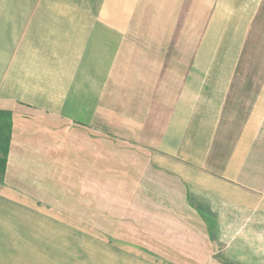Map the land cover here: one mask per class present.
<instances>
[{"label": "crops", "instance_id": "crops-1", "mask_svg": "<svg viewBox=\"0 0 264 264\" xmlns=\"http://www.w3.org/2000/svg\"><path fill=\"white\" fill-rule=\"evenodd\" d=\"M70 1L0 0L1 106L45 112L74 128H90L103 80L111 78L107 82L117 85L120 96L126 84L128 103L116 108L134 114L125 134L117 120L112 125L129 145L139 142L151 149L143 166L150 167L148 176L162 173L147 178L162 181V189L151 191L162 203V227L166 213L172 211L179 226L183 215L192 214L211 248L206 264H264V75L260 83L251 76L260 71L259 58L234 94L264 0H195L208 12L201 40L172 46L169 55L167 46L162 52L133 46L131 52L145 53L137 65L138 57L119 47L117 27L103 30L100 14L78 7L102 0ZM106 20L116 18L109 14ZM149 78L154 91L139 93L135 87ZM87 82L95 84L89 93L96 97L88 107L64 88L82 84L87 92ZM132 85L139 98H148L136 130L131 122L141 110L130 106ZM152 100L162 105L150 106ZM7 187L0 189V264H178L142 243L88 237L85 224ZM87 238L93 241L89 246ZM162 249H173L186 264L196 262L164 241Z\"/></svg>", "mask_w": 264, "mask_h": 264}, {"label": "rangeland", "instance_id": "rangeland-1", "mask_svg": "<svg viewBox=\"0 0 264 264\" xmlns=\"http://www.w3.org/2000/svg\"><path fill=\"white\" fill-rule=\"evenodd\" d=\"M70 2L79 3V0ZM101 3H96V5L79 4L78 7L83 10L88 8L97 15L100 14L103 20L97 22L103 30L116 27L119 29V47L123 48L122 52H125V55L128 52L130 55L135 54L138 57L133 62L134 65L138 64L136 61L140 60L139 56L145 53L131 52L133 46H149L152 50L156 49L161 52L162 46H167L169 55L172 46L198 43L201 40V34L206 25L205 16L208 13L206 5L198 4L195 0H102ZM109 14H112L116 21H107ZM115 14L117 17H114ZM247 41H249L246 48L248 60L246 59L245 69H241L234 94L240 91L241 83L246 80L247 70L251 71L252 61L256 62L258 58L260 59V71L254 75L251 74L256 83H260V78L264 75V54L261 57L259 54V48L263 46L262 41H264V15L263 18L254 22ZM149 79L150 81L145 85L135 87L139 93L154 91L155 87L151 78ZM109 80L111 78L103 80L106 83L101 85L98 98L89 93L94 89L93 82H87V92L81 89L82 84H74V88L71 87V84L64 87L67 96L74 101L84 98L83 104L86 107L93 104L96 98V118L92 120L90 128H74L70 123L66 124L55 115L50 117L45 112L24 110L17 106L12 107V104L3 107L0 104L2 118L18 115L29 116L35 124L48 127L57 134L34 135L30 144L34 145L39 153L45 149L61 148L62 153L67 154L68 149L72 146L79 151V154L89 153L90 150L93 152V156L82 158L80 154L76 158L66 157L65 161L59 159L56 154L51 155L50 175L39 176V178L42 185L47 187L49 194L56 198H65V200L61 203L53 200L50 202L47 201L48 199L41 201L55 207L57 212H64L72 220L85 224L88 237L118 240L117 242L120 243H142L152 249L158 257L170 256L178 264H186L185 260L178 259L169 251L165 252L162 249V241H164L166 244L176 247L186 259L196 261L195 264H206L211 248L206 245L202 229L197 226L198 221L191 219L192 214L183 215V221L181 220V226H179L175 225V219L172 217L174 213L172 211L170 214L166 213L168 220L165 227H162L164 225L162 223V218H164L162 203H159V198L154 197L157 195L151 192L152 189H162V181L147 179L149 176L158 179L162 173L156 170L153 171L154 174L148 176V172L145 170L150 167L148 165V167H144L143 163L148 161V152L151 149L148 146L146 148L149 150L142 149L146 145L139 142H135V147L129 145V139L120 137L114 130L112 123L117 120L116 127L119 130H124L125 134L129 115L132 116L134 113H127L126 107L116 108L118 104L128 103L127 86L126 84L122 85L125 88L122 96L120 93L115 95L117 85H113L111 81L107 82ZM130 96L132 101L130 106L141 110L137 120L131 122L136 130L141 127L140 120L148 108V98H146L147 102L143 97L139 98L133 85ZM152 104L153 106L162 105V100L157 102L152 100L150 106ZM148 110L145 116L148 114ZM34 113L37 114L34 116ZM103 113L105 117L101 121ZM148 127L149 125L146 124V130ZM158 127L162 130V124ZM93 145H97L99 148H91ZM144 164L146 165V163ZM123 170L128 174H125ZM138 177H142L144 180H140ZM4 182V176H0V189L9 188L7 186L10 185ZM148 239L154 240L157 244ZM92 243L93 241L88 239V246Z\"/></svg>", "mask_w": 264, "mask_h": 264}, {"label": "trees", "instance_id": "trees-1", "mask_svg": "<svg viewBox=\"0 0 264 264\" xmlns=\"http://www.w3.org/2000/svg\"><path fill=\"white\" fill-rule=\"evenodd\" d=\"M35 114L37 113L33 115ZM31 120H33L31 117L25 115L8 118H2L0 115V176H4L5 184L18 188L37 199H44L43 201L48 199L47 201L53 200L61 203L65 198H56L49 194L47 187L42 185L39 178V176L50 175V162L52 161L50 156L56 154L59 159L65 161L66 157L76 158L80 154L82 158L93 156V152L90 150L89 153L79 154V151L72 146L67 154H63L61 148L45 149L39 153V150L30 144L34 135L57 134L48 127L35 124ZM123 172L128 174L125 170ZM148 240L154 242L152 239ZM154 243L157 244V242ZM170 252L173 254L174 250L171 249Z\"/></svg>", "mask_w": 264, "mask_h": 264}]
</instances>
